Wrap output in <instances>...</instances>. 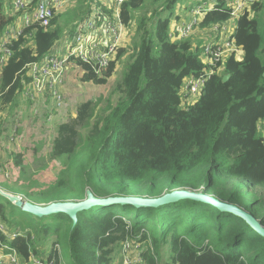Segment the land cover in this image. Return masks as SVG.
I'll return each mask as SVG.
<instances>
[{
    "label": "trees",
    "instance_id": "trees-1",
    "mask_svg": "<svg viewBox=\"0 0 264 264\" xmlns=\"http://www.w3.org/2000/svg\"><path fill=\"white\" fill-rule=\"evenodd\" d=\"M85 1L79 20L97 2ZM149 1L124 2V24H130L133 10L143 9ZM177 1L151 0L158 4L151 24L146 26L141 17L129 44L132 53L125 48L118 51L116 58L123 56L125 63L112 89L115 104L108 98L99 110L100 97L87 100L77 105L73 118L56 125L47 157L65 158L56 180L35 193L21 188L9 192L48 203L81 200L87 188L99 197H156L175 188L201 189L236 204L264 226V137L257 126L264 120V1L253 3L237 18L233 38L242 49V59L232 53L216 63L199 98L189 105H182L184 80L200 76L207 65L199 59L198 47L192 48L190 35L170 39L169 15ZM212 1L215 9L194 28L230 20V1ZM4 2L0 0V32L13 20L4 14ZM165 10L168 13L162 17ZM56 21L55 16L47 28L35 22L11 42L13 53L0 67L1 106L14 104L23 81L30 79L28 64L45 59L60 39ZM205 31L203 36L214 37ZM79 64L86 70L83 81L101 84L112 74L116 60L104 70V77ZM225 74L229 78L222 81ZM2 132L0 126V136ZM15 158V164L22 166L21 154ZM131 187L135 194L128 191ZM8 213L0 202V218L10 219L11 228L23 229L9 241L23 260L35 253L40 235L56 234L47 257L55 264H66L57 247L67 254V264H116L125 239L142 244L144 264H264V237L242 218L190 199L161 207L96 206L79 212L74 226L60 213L38 218L12 204ZM16 215L19 221H14ZM6 238L0 232V239Z\"/></svg>",
    "mask_w": 264,
    "mask_h": 264
},
{
    "label": "built area",
    "instance_id": "built-area-1",
    "mask_svg": "<svg viewBox=\"0 0 264 264\" xmlns=\"http://www.w3.org/2000/svg\"><path fill=\"white\" fill-rule=\"evenodd\" d=\"M71 1L12 0L15 11L10 16L13 20L0 32V67L13 53L10 48L11 42L22 35L25 27L37 22L43 28H47L55 14L64 12ZM126 1L97 0L91 4L90 13L76 22L72 41L68 44L65 53L61 54L59 45L56 44L45 59L28 64L27 74L30 79L23 81L25 86L20 95L32 101L42 100L43 104L49 96L58 107L63 103L61 89L69 69H73L74 72L78 70L82 77L86 72L79 64L82 63L96 75L104 72L111 62L116 60L118 51L125 45L127 25L122 20L121 7ZM229 1L230 17L238 18L250 5L264 0ZM212 9H215L214 5L208 8L201 4L196 5L190 11L192 15L190 21L176 22L173 28L169 29L170 39L187 38L201 21L199 16L203 17ZM19 12L22 13L19 14ZM18 20L19 23H17ZM207 29L214 35V38L221 34L224 38L221 41L212 40L205 45L204 52L209 60L206 64L209 71L205 70L200 76L188 78L183 91L185 98L191 96L190 94L196 95L200 92L204 80L211 76L216 63L223 61L232 53H235L238 60L242 59V49L235 43L233 33H228V21L211 24ZM49 113L53 117V109H50ZM257 126L264 131V120L260 121ZM0 232L7 237L5 240L0 239V264H55L53 259L36 258L33 254L24 260L25 263H21V257L9 243L19 233H13L9 237L1 224ZM141 245L140 242L125 239L121 244V264H144Z\"/></svg>",
    "mask_w": 264,
    "mask_h": 264
},
{
    "label": "rangeland",
    "instance_id": "rangeland-1",
    "mask_svg": "<svg viewBox=\"0 0 264 264\" xmlns=\"http://www.w3.org/2000/svg\"><path fill=\"white\" fill-rule=\"evenodd\" d=\"M81 2L82 0H72L64 12H62L61 14H55L57 21L54 26H58L61 33L60 39L55 43V45H59L61 54L66 52L68 44L72 41L73 35L69 36L68 33L70 31L71 33L74 32L75 24L79 20L77 19V15L85 10L86 1L82 2V5ZM198 4H201L205 8H208L213 6V1L178 0L175 4V7L171 11V14L169 15V29H172L173 25L176 22L182 23L190 21L192 19L190 11ZM157 8L158 4L153 3L150 0L145 4V7L143 9L140 10L139 8L131 12L132 18L130 24L126 26L125 45L123 47L127 50V53H132L133 51V48H131L129 44L131 43V41L135 40L136 29L139 24L140 18L145 17V20L147 22L146 26H149L151 24L150 18H152ZM14 11L15 8L13 6V3L11 7V3L8 0H5L4 14L11 15L14 13ZM166 13H168L167 10L161 12V16L163 17ZM177 17L179 18L176 19ZM201 18L202 15L199 16L200 20ZM236 22L237 17L230 18V20L228 21V33H233ZM17 23H19V20ZM262 26L263 21L261 20L259 23L260 32H262ZM204 30H206L204 33H209L208 29H201L196 27L193 29L190 36L191 38H193L192 48L195 49L196 47H198L199 59L204 64H207L209 60L204 52L205 45L212 40L221 41L224 38V35L221 34L217 38H214L212 35L203 36L202 32ZM262 47L264 49V37ZM124 60L125 58L123 56L119 59L116 58V64L114 66L112 74L105 79L104 83L101 84H96L92 81H83L78 70L74 72L73 69H69L67 72V78L64 83L65 85L67 83V86L66 92L62 97L63 103L61 105H58V110L56 111V115L59 114L61 115V117H55L52 121L50 120L53 117L47 111L48 109H45L46 111L42 110V106L37 105V107H35L34 109L35 111L33 110V113H30L25 112L24 108L20 107L19 105H0V126L3 130L0 136L1 189L9 192L7 189L15 191L16 188H21L27 193H35L56 180L57 174L59 170L64 167L65 162L64 157L57 158L51 161L47 159L51 147V141L53 140V137L55 135L56 125L65 122L70 118H73L76 113L77 105L87 100H95L100 97L102 101L101 103H99V110L105 105V102L108 98H110V102L112 104H115L117 95L113 93L112 89L116 81L120 78L121 74H123L122 72L124 70L125 63ZM206 71H209V69L207 68ZM97 76L104 77L103 72L101 74H97ZM184 82H187V78L184 80ZM198 98L199 94L188 98L182 97V105H184L185 103L188 105L192 104ZM27 101H29V99H27ZM63 108H65V113H63L62 111ZM32 117L33 120L30 122L29 120ZM260 125L262 126V122ZM258 134L264 137V131L262 129H259V127ZM16 154H21L22 166H18L17 164H15ZM43 165H45V167H43ZM128 191L131 192V194H135L134 187H131ZM18 195L21 196L22 194L20 193ZM0 202L3 203L5 207V213H7V216H9L8 210L11 208V204L4 199H0ZM17 215L14 216V221L20 220ZM34 219H36L37 221L40 220L38 218ZM9 220L10 219L8 218L5 220L0 218V224L3 226L4 232L9 237L11 236V234L20 233V231L23 230L18 226L17 228H11L8 222ZM47 221L51 222L52 220L47 219ZM51 223L53 226L58 224L57 220L55 219ZM24 225L26 224L22 222V226ZM66 228L67 226L64 227V229ZM56 238V234L50 235L46 238L43 235H40L35 240V253L33 255L36 258H47ZM57 249L58 251L60 250V255L63 260L62 263L64 262L67 264L69 260L67 258V254L62 251L60 247H57ZM121 250L122 246L120 247L116 264H121ZM164 255L167 257L168 254L166 253V251H164ZM21 263H25L22 258Z\"/></svg>",
    "mask_w": 264,
    "mask_h": 264
},
{
    "label": "water",
    "instance_id": "water-1",
    "mask_svg": "<svg viewBox=\"0 0 264 264\" xmlns=\"http://www.w3.org/2000/svg\"><path fill=\"white\" fill-rule=\"evenodd\" d=\"M229 74L222 77L226 81ZM0 196L21 211L41 218L53 214H65L72 221L74 226L78 221V213L89 210L92 207H106L110 205L129 204L134 207H161L182 199H190L210 204L217 210L229 212L242 218L256 233L264 237V226L252 214L241 209L236 204L228 203L205 191L191 190L187 188H175L162 193L156 197H147L139 195H112L106 197L96 196L89 188L85 190V197L81 200H56L48 203H37L30 201L23 196L7 192L0 188Z\"/></svg>",
    "mask_w": 264,
    "mask_h": 264
},
{
    "label": "crops",
    "instance_id": "crops-1",
    "mask_svg": "<svg viewBox=\"0 0 264 264\" xmlns=\"http://www.w3.org/2000/svg\"><path fill=\"white\" fill-rule=\"evenodd\" d=\"M10 3H11V7H12V0H8ZM66 86H67V83L66 85L64 84V86L62 87L61 89V92L64 94L66 92ZM21 95L19 94L13 104V106H17L19 105L20 107H23L25 112H30V113H33V110L35 109V107L38 106H42V110H45V109H48L47 111L49 112L50 109H53V119L56 117V118H59L61 117V115L57 114L56 115V111L58 110L57 106H55V103L53 102V100H51L49 98V96H47V99L46 100V103L43 104L42 103V100H36V101H32V100H29L27 101V99H25V97H20ZM20 103V104H19ZM35 111V110H34ZM46 111V110H45ZM63 113H65V108L62 109ZM59 115V116H58ZM74 115V114H73ZM74 117V116H73ZM52 119V120H53ZM33 120V117L30 118V122ZM55 136V135H54ZM54 138V137H53ZM5 141V140H4ZM6 142V141H5ZM7 143V142H6ZM9 191V190H8Z\"/></svg>",
    "mask_w": 264,
    "mask_h": 264
}]
</instances>
